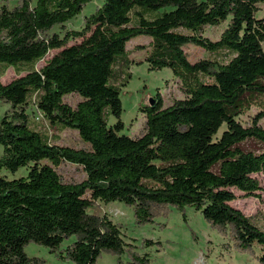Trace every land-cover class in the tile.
<instances>
[{
  "label": "trees",
  "instance_id": "trees-1",
  "mask_svg": "<svg viewBox=\"0 0 264 264\" xmlns=\"http://www.w3.org/2000/svg\"><path fill=\"white\" fill-rule=\"evenodd\" d=\"M92 1L0 0V102L10 106L0 118V264H46L27 254L30 243L73 264H96L103 253L118 264H149L121 225L98 211L100 202L131 207L140 225L171 207L194 208L264 264V229L231 204L236 191L264 193V100L250 126L239 119L264 96V0H99L80 29H67ZM223 24L218 40L204 35ZM140 36L151 38L149 70L171 69L186 96L164 108L157 94L142 108L145 133L134 138L123 132L121 93L131 65L142 63L126 49ZM188 44L215 57L192 63ZM51 50L58 53L41 69L1 81L9 67L36 64ZM71 93L83 98L76 107L64 102ZM32 105L52 126L77 130L90 149L53 143L32 126ZM249 139L262 148H244ZM63 161L81 165L86 178L64 182L54 167ZM23 168L24 176L3 173Z\"/></svg>",
  "mask_w": 264,
  "mask_h": 264
},
{
  "label": "rangeland",
  "instance_id": "rangeland-1",
  "mask_svg": "<svg viewBox=\"0 0 264 264\" xmlns=\"http://www.w3.org/2000/svg\"><path fill=\"white\" fill-rule=\"evenodd\" d=\"M36 1L33 0L34 3ZM99 5H101L99 0L88 3L80 15L66 23V28L80 29L83 26L84 18ZM258 16L264 17V5ZM225 26V24L217 27L208 26L203 33L206 37L215 41L220 38ZM53 31L61 35L64 34V30L60 27L54 28ZM75 42V40L71 41L70 44ZM150 42L151 38L148 36H140L128 42L126 47L130 58L135 61H142L141 64L133 63L131 65L129 70L131 78L128 84L122 87L121 93L124 107L122 120L125 125L123 132L134 138L140 137L146 131L147 114L142 108L150 103L151 98H156V95L160 94L165 108L172 105L175 100L186 96L185 85L179 77L174 75L171 69L149 70V63L145 61V58L151 47ZM183 49L192 63L215 57L214 53L193 44H188ZM56 53H58V50H51L44 59L36 64L27 62L19 68L9 67L1 77V81L8 83L20 75L26 74L31 69H41ZM3 68L4 63L0 62V74L3 73ZM82 99L79 94L71 93L64 97V102L76 107ZM258 100H264V96L255 98L251 108L239 116L243 125L250 126L254 116L260 111L261 107ZM9 107L8 104L0 102V118ZM29 114L32 126L53 136V143L73 148L90 149V144L81 139L77 130L52 126L48 120L44 119L35 105L30 107ZM38 116L41 117L40 120ZM115 121L116 119L111 117L110 123ZM259 123L264 127V118ZM224 128L221 129L219 134L222 133ZM242 146L254 151L262 148L261 144L254 139L247 140ZM2 151L0 146V156ZM54 167L66 183H77L86 178V172L79 164L63 161ZM28 171L29 169L23 168L16 174L5 171L3 173L9 177H19L26 175ZM259 178L264 186V174H259ZM236 194L237 199L232 201L231 204L241 209L258 226L264 229V193L258 192L261 197L246 195L240 191H236ZM98 211L108 214L114 222L121 225L125 241L136 244L140 253L147 254L150 258L149 264H258L253 255L238 251L227 236H224L204 219L201 212L191 207L184 210V212L176 207H171L168 214L157 217L155 222L144 225L138 224L133 209L121 202H111L109 204L100 202ZM144 239H152L161 243L160 245L148 247L142 244ZM68 243L69 241H65L63 247L67 246ZM25 250L29 256L39 257L46 264H73L69 260L59 258L43 245L30 243ZM257 252H259V247H257ZM124 259L127 260L125 256ZM96 264H118L117 256L103 253Z\"/></svg>",
  "mask_w": 264,
  "mask_h": 264
},
{
  "label": "water",
  "instance_id": "water-1",
  "mask_svg": "<svg viewBox=\"0 0 264 264\" xmlns=\"http://www.w3.org/2000/svg\"><path fill=\"white\" fill-rule=\"evenodd\" d=\"M155 103L154 98L150 99V104L153 105Z\"/></svg>",
  "mask_w": 264,
  "mask_h": 264
},
{
  "label": "built area",
  "instance_id": "built-area-1",
  "mask_svg": "<svg viewBox=\"0 0 264 264\" xmlns=\"http://www.w3.org/2000/svg\"><path fill=\"white\" fill-rule=\"evenodd\" d=\"M43 118V117H42ZM38 119L40 120L41 119V117L40 116H38Z\"/></svg>",
  "mask_w": 264,
  "mask_h": 264
}]
</instances>
